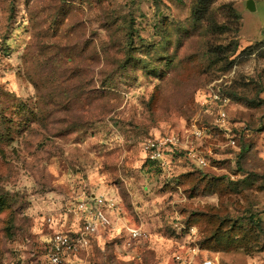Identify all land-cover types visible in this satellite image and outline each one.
Wrapping results in <instances>:
<instances>
[{
	"label": "rangeland",
	"instance_id": "374dc122",
	"mask_svg": "<svg viewBox=\"0 0 264 264\" xmlns=\"http://www.w3.org/2000/svg\"><path fill=\"white\" fill-rule=\"evenodd\" d=\"M248 1L196 23L193 0H0V264H47L84 195L120 210L63 264H264V0ZM222 75L247 100L229 111L243 154L212 131L210 167L165 181L143 143L184 132Z\"/></svg>",
	"mask_w": 264,
	"mask_h": 264
},
{
	"label": "built area",
	"instance_id": "2783aa9c",
	"mask_svg": "<svg viewBox=\"0 0 264 264\" xmlns=\"http://www.w3.org/2000/svg\"><path fill=\"white\" fill-rule=\"evenodd\" d=\"M231 76L221 77L208 84L200 95L199 106L194 113L191 122L186 125L184 132L171 136L159 138H148L142 145L145 158L159 162L162 167H167L170 163L169 155L172 151H185L191 158L203 168L210 167L208 155L199 151L203 146L204 139L209 135L210 128L204 123L208 114H213V126L224 133L227 146L237 148V141L232 135L229 121V111L233 107L232 100L223 95L225 87L229 86ZM80 214L81 227L72 232H63L58 229L53 233L49 241L47 253V264H63L65 257L77 255L81 251H87L91 246L92 236L100 233L107 227H113L115 221L112 213L119 209V202L104 195L91 196L84 195L75 207ZM67 210H71L68 205ZM49 222H52L49 219ZM53 224H55L53 222ZM176 230H182L179 224L175 225ZM128 231L133 240H142L146 236L141 229H131ZM193 232V231H192ZM196 257H176L177 264H196ZM203 264H212L205 261Z\"/></svg>",
	"mask_w": 264,
	"mask_h": 264
},
{
	"label": "trees",
	"instance_id": "16d2710c",
	"mask_svg": "<svg viewBox=\"0 0 264 264\" xmlns=\"http://www.w3.org/2000/svg\"><path fill=\"white\" fill-rule=\"evenodd\" d=\"M216 1L217 0H193L192 15L194 16V21L196 23H200L202 21H205V19L208 16L210 7ZM232 13H233V18L235 19V25H236L235 32L238 34L240 32V28H241V17L234 11ZM226 30L229 31L231 29L228 28ZM237 49H238V46L235 45V47L233 48L232 51H230V53L231 54L233 53V55H234L235 52L237 51ZM249 50L252 51V49H249ZM250 54H252V53H250ZM220 77H224V75H222ZM220 77H218V78L220 79ZM215 80H217V79H215ZM232 84L233 83H231L229 86L224 88L223 95L228 97V98H230L234 104H235V101L238 102V103L244 102V100H246L245 98H242L238 94H236V93L231 91V89L233 87ZM203 90H204V88L200 89L199 92H198L199 96L197 95V97H196V103H195L196 104V109H195V112H196V110H197V108L199 106V97L203 93ZM212 117H213V114H208L206 116V118L204 119V123L210 128V133H212V131H216V132H218V133H220V134H222L224 136V133L222 131H220L217 128H214ZM191 119H190V122H191ZM229 121H230V118H229ZM233 123L230 122V128L232 130V135H233L234 139L237 141L238 147L240 145V152L243 154L244 148L242 147V143H244V139L245 138H249L250 131L246 127H240V128L235 127L234 128ZM208 140H209V137L207 136L204 139V141H203V145ZM169 156H170L169 157L170 163H169V165L167 167H162L159 162L151 161V160L145 158V162L149 163L150 165H152L154 167H156V169L162 174V178H164L165 181H179L181 176H182V174H184L182 172H184V169H186V167L188 165H193V166L197 167V169L201 173L204 172L205 169H207V168H203L198 163H196L191 158V156L185 151H175L174 150V151L170 152ZM176 224H179V223H176ZM56 226L58 227V225H56ZM109 228L110 227H107V228H105V230H109ZM174 229H175V226H174ZM97 235L92 236L91 243H92L93 239H97V237H96Z\"/></svg>",
	"mask_w": 264,
	"mask_h": 264
},
{
	"label": "water",
	"instance_id": "95a60500",
	"mask_svg": "<svg viewBox=\"0 0 264 264\" xmlns=\"http://www.w3.org/2000/svg\"><path fill=\"white\" fill-rule=\"evenodd\" d=\"M247 7L250 11H254L255 10V4L252 0H249L247 3Z\"/></svg>",
	"mask_w": 264,
	"mask_h": 264
},
{
	"label": "crops",
	"instance_id": "0c3cea01",
	"mask_svg": "<svg viewBox=\"0 0 264 264\" xmlns=\"http://www.w3.org/2000/svg\"><path fill=\"white\" fill-rule=\"evenodd\" d=\"M195 262H196V264H197V260H196Z\"/></svg>",
	"mask_w": 264,
	"mask_h": 264
}]
</instances>
